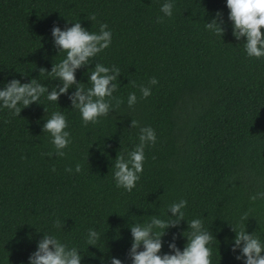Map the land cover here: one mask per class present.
<instances>
[{
    "label": "trees",
    "instance_id": "1",
    "mask_svg": "<svg viewBox=\"0 0 264 264\" xmlns=\"http://www.w3.org/2000/svg\"><path fill=\"white\" fill-rule=\"evenodd\" d=\"M162 2L0 0V81L59 83L40 70L63 56L56 55L51 29L77 21L93 32L108 26L112 43L92 63L121 70L114 93L121 102L96 124H83L67 95L58 98L60 108L42 97V105L19 116L0 110V264H27L43 233L81 249L82 264H100V256L131 264L129 226L164 216L181 198L185 221L201 218L217 240L213 264H242L226 243L234 235L228 223L235 225L241 214L248 213L246 231L264 238V199H249L264 190V59L248 57L243 38L233 37L225 0H175L173 15L158 21ZM217 12L225 21L222 35L204 29ZM85 71L77 70V81L87 83ZM151 77L158 83L141 98L131 82L147 84ZM131 91L137 94L133 108L126 103ZM52 111L68 120L72 143L63 157L54 155L41 130ZM143 126H151L157 140L145 148L141 179L127 192L115 186L111 164L138 143ZM55 219L61 228L53 226ZM89 228L101 233L98 248H87ZM186 228L181 221L162 239L175 235L182 248Z\"/></svg>",
    "mask_w": 264,
    "mask_h": 264
},
{
    "label": "clouds",
    "instance_id": "2",
    "mask_svg": "<svg viewBox=\"0 0 264 264\" xmlns=\"http://www.w3.org/2000/svg\"><path fill=\"white\" fill-rule=\"evenodd\" d=\"M174 4L175 0H163L160 4L162 16L157 17V20L171 17ZM225 4L233 37L237 41L243 38V47L248 57L264 59V33L261 31L264 29V0H225ZM224 23L221 13L217 12L210 21L205 22L204 29L213 35H222L225 31ZM51 37L52 44L57 49L56 55L63 53V56L57 63L52 64L50 70L44 68L40 70L54 77L52 81L59 83L52 84L49 88L37 78L28 79L27 82H21L16 78L0 81V110L7 109L9 114L15 117L19 116L22 109L32 104L42 105L39 103L42 97L58 106V98L67 95L71 109L79 112L82 123L96 124L100 118L113 112L121 102L114 96L120 83V68L116 65L92 63L93 58L111 45L112 31L103 23L99 25L98 32L89 31L77 21L63 29L54 25L51 29ZM89 65L93 66L89 67ZM81 68L86 70L87 83L76 79L75 73ZM20 74L23 77L28 76V74ZM131 83L134 88H138L141 98H147L151 95V86L156 85L158 81L155 77H151L147 84ZM69 89L74 91L69 93ZM113 100L116 104L112 103ZM126 103L129 108L136 105L135 91L128 93ZM137 126L138 122L131 119V128ZM41 130L48 134L54 155L63 157L65 149L72 143L64 112L52 111L49 118L43 120ZM137 139L138 143L131 150L125 154H117L112 160L114 163L111 164L115 186L127 192H131L141 179L146 160L145 148L156 143L157 134L151 126H143L139 127ZM52 154L48 153V155ZM74 170L79 173L81 165L77 163ZM66 171L71 173L73 169L69 168ZM249 199L252 201L264 199V190L250 194ZM186 206L187 201L181 198L167 205L164 216L151 215L147 220L129 226L131 241L127 255L131 264H213V242L217 240L204 226L201 218L185 221ZM247 215V212L241 214L235 225L228 223L234 233L230 241L226 238L228 249L234 254L235 260H242V264H264V238L256 234L257 232L246 231V225L242 222ZM181 221L187 225L186 230L181 232V236L186 238L182 248L177 245L175 235L168 242L162 239L167 229L176 227ZM53 226L61 228V221L53 220ZM100 240L99 230L95 228L87 230L85 236L87 248L88 246L98 248ZM164 243H167L166 252H162ZM82 259L81 249L75 246L69 247L54 234L43 233L35 250L28 256L27 264H82ZM98 259L100 264H124L116 256H110L107 260L104 256H100Z\"/></svg>",
    "mask_w": 264,
    "mask_h": 264
}]
</instances>
